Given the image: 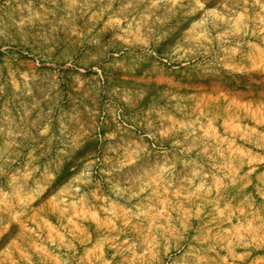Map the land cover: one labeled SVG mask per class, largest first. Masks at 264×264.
Returning a JSON list of instances; mask_svg holds the SVG:
<instances>
[{"label":"rangeland","instance_id":"374dc122","mask_svg":"<svg viewBox=\"0 0 264 264\" xmlns=\"http://www.w3.org/2000/svg\"><path fill=\"white\" fill-rule=\"evenodd\" d=\"M0 264H264V0H0Z\"/></svg>","mask_w":264,"mask_h":264}]
</instances>
